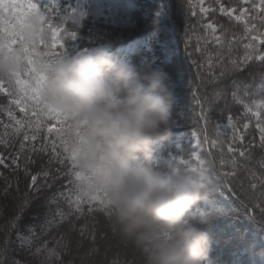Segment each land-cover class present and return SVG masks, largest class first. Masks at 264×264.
I'll list each match as a JSON object with an SVG mask.
<instances>
[{"label":"snow or ice","instance_id":"snow-or-ice-1","mask_svg":"<svg viewBox=\"0 0 264 264\" xmlns=\"http://www.w3.org/2000/svg\"><path fill=\"white\" fill-rule=\"evenodd\" d=\"M56 3L48 0L41 6L39 0H0V50H23L22 66L11 76L0 74V96L6 101L0 103V166L10 172H0V198L12 202L11 216L0 225V264H30V259L39 264H64L62 256L69 251L65 236L50 247L45 238L50 231L67 224L71 232L75 229L73 218L83 217L85 209L89 216L96 212L107 216L102 195L86 189L87 178L74 163L77 148L64 139L65 118L41 104L46 83L44 56H66V41L77 36L66 26L76 19V9L57 19ZM184 10L183 51L189 77L193 67L196 72L195 82L188 79L189 102L175 126L192 127L185 133L191 151L187 158L173 155L170 160L189 171H202L206 153L215 164L211 173L225 193L264 228V71L255 70L264 69V0H187ZM33 12L43 14L49 35L46 40L27 44L20 33ZM218 16L227 18V24L220 23ZM193 36L199 61L193 60V51H189ZM245 72L248 76L241 79ZM221 102L223 107L217 111ZM234 106L242 109L238 115L232 111ZM252 130L258 140L249 138ZM257 148L261 150L259 159L254 156ZM38 159L39 170L34 171ZM21 172L27 181L26 191L16 196L13 193L20 192ZM53 188L56 191L44 200L47 211H36L24 224L32 204ZM79 231L85 236L86 226Z\"/></svg>","mask_w":264,"mask_h":264},{"label":"clouds","instance_id":"clouds-1","mask_svg":"<svg viewBox=\"0 0 264 264\" xmlns=\"http://www.w3.org/2000/svg\"><path fill=\"white\" fill-rule=\"evenodd\" d=\"M20 35L27 44L48 39L43 14L33 12ZM109 47L45 55L41 104L65 118L64 139L77 148L86 189L102 195L109 224L142 264H210L211 238L191 210L209 195L214 161L205 160L202 171L170 159L154 165L158 143L175 127L167 73L143 71ZM22 64L21 48L0 50V74L11 76Z\"/></svg>","mask_w":264,"mask_h":264},{"label":"trees","instance_id":"trees-1","mask_svg":"<svg viewBox=\"0 0 264 264\" xmlns=\"http://www.w3.org/2000/svg\"><path fill=\"white\" fill-rule=\"evenodd\" d=\"M131 1L134 0H106L105 4H101L97 3L98 1L90 2L89 0H86L80 5L83 15H80L78 19L73 20L72 22L68 21L67 27L70 28L69 23H71L78 35L83 36L79 41L80 49L110 44L109 51L117 58L132 63L143 71L148 67L146 63L141 61V55H139L138 52L139 42L143 41L142 35L148 34L151 30V32L159 31L164 34L165 37H169V32H171L172 36H174L175 45L179 53L178 55L175 54L172 58H165L161 61L157 66V70H162L167 73V78L164 82L165 84H168L170 92L175 97L173 117L179 119L180 113L185 110L186 105L189 102L188 94L190 93L191 88L188 86V79L191 78L193 82H195L196 72L195 67H193L191 69V77H189L188 62L183 51V31L186 22L184 7L187 4V0H153L155 5L153 9L151 7V11L149 10L148 16H144L145 13L143 7L142 9L138 8V0L132 2L134 4H131ZM160 4L166 9V13H164L162 17L154 18V14L158 12V7L156 8V6ZM218 18L220 23L227 24V18L219 16ZM197 34L200 35L201 32L198 31ZM195 46V36H193L192 47L189 51H193L192 59L199 61L201 57L198 52L194 51ZM66 48V56L73 55L74 49L73 46L69 44L68 40L66 41ZM255 70L264 71V69ZM247 76L248 73L245 72L240 78L245 79ZM229 91H231V89H229ZM3 102H6L5 98L0 96V103ZM176 107L179 112L175 111ZM222 107L223 103L218 104L216 110L218 111ZM232 111L234 114L238 115L242 109L240 106H234ZM3 118L6 119V117ZM180 126L182 127L180 129L183 131L189 129L186 126ZM251 134H253V130L248 132V136ZM0 151H3V149L0 148ZM5 155H7L6 152ZM254 156L256 159H259L261 156V150L257 148L254 152ZM206 158L211 159V157L208 156H206ZM46 159L47 158L44 157L45 162ZM216 163L218 164V159ZM225 170L231 169L227 168ZM0 172H4L5 175H10L9 170L3 169V166H0ZM22 177L23 173L21 172L19 183L20 192L18 193L20 196L21 186L23 184ZM206 182L210 190L209 197L217 198V206H219L217 208L219 209L217 210L219 214L217 211H212L211 215L217 214V216L221 217V227L217 228L219 235L216 239L210 234L213 227L204 228L211 238V248L208 256L210 264H237V260L240 264H264V228L258 226L244 214V209L241 207L240 202L235 198L229 197L225 193L221 186V182L211 172L209 173ZM63 183L64 181L61 180L60 184L62 185ZM2 185L3 179L0 178V186ZM55 191L56 188H53L44 192L41 199L45 200ZM34 205L36 204H32L25 216L32 214L31 212L34 209ZM8 207V200L0 198V225H3L9 218ZM63 207L66 209L67 206L63 205ZM45 209L47 211V208ZM52 210L55 211V206H53ZM98 216L106 218V216L100 212H96L92 216H89L85 209V215L79 218L81 220L85 218V221H74V230H77V233L75 234L78 235L79 233L80 235L79 229L82 226H86V233L85 236H83V240L95 242V239H92L93 234L91 230H93V226L95 225L93 219L97 220ZM74 219L76 218L74 217L73 220ZM87 219H90L89 224L86 223ZM256 219L259 221L260 217L257 216ZM36 222L39 224L41 221ZM208 224V226H211L212 222H209ZM66 225L67 224H64L52 229L45 237L49 240L50 247L55 246V241L60 238V234L56 235L54 231L60 229V231L64 232L65 230L63 229V226L66 227ZM98 232L97 229L95 237ZM80 238H82L81 235ZM68 241L71 240L68 238ZM13 247L15 248V245H13ZM15 255L16 254L14 253L13 256ZM68 255L69 254L66 253V256ZM64 258L65 255L62 256L63 261ZM33 261L35 264H39L38 260ZM109 263L115 264L113 261Z\"/></svg>","mask_w":264,"mask_h":264},{"label":"rangeland","instance_id":"rangeland-1","mask_svg":"<svg viewBox=\"0 0 264 264\" xmlns=\"http://www.w3.org/2000/svg\"><path fill=\"white\" fill-rule=\"evenodd\" d=\"M91 1H98L97 3L105 4L106 0H91ZM111 1V0H107ZM120 1V0H116ZM139 1V7L142 9L144 8V16H148L149 10L151 11V7L153 9L154 3L153 0H138ZM84 2V0H57L56 7L58 9V17L64 16L67 14L69 9H76V19L79 18V13H82V9L80 8V5ZM132 2H136V0L131 1V4H134ZM39 3L41 6L48 3V0H39ZM158 7V12L154 14V18L162 17L164 13H166V9L162 7V5L156 6ZM74 19V20H76ZM73 21V20H72ZM70 21V22H72ZM56 23H59V20L55 21ZM70 31L76 30L73 28L72 24L69 23ZM67 26V25H66ZM141 30V29H140ZM77 33V32H76ZM200 35H203L201 32ZM83 36L78 35L76 36L75 40H68L69 44L73 46L74 52L73 55L80 51H88L92 48H84L80 49L79 47V41L82 39ZM141 37V35H140ZM143 41L139 42V55H141V61L143 63L147 64V67L145 71H152L157 70L158 64H160L161 61H163L165 58H172L173 56L178 55V50L175 45L174 36H172L171 32H169V37H165L164 34H162L159 31H149L148 34L142 35ZM78 47V48H77ZM96 47V46H95ZM94 48V47H93ZM140 60V59H139ZM168 91L170 92L168 84H166ZM222 104V102L220 103ZM179 106V105H178ZM176 112H179L178 108H175ZM175 121L178 122L179 119L174 118ZM185 127L184 125H182ZM180 128H182L180 125L175 126L173 129V133L170 137H168L163 142L158 143L157 145V151L154 158V165L160 166L162 165L165 160H169L171 156L173 155H184V158H187L188 154H190L191 146L187 143L185 140V133L191 132L190 126H188L189 129L187 131H183ZM2 131V129H0ZM252 136H256V139H258V135L253 130V134L249 135V138ZM184 149L183 153H180L181 149ZM207 154L204 153L203 158L207 160L206 158ZM39 159L37 165L33 166V170H39ZM23 184L21 186V196L26 191V183L27 181L22 177ZM16 196L18 193H13ZM8 217L12 214V202L9 199L8 200ZM34 209L31 212V215L24 216V224H27L30 222V218L33 216V214L36 211H39L41 213L46 211V207L44 205V200L40 199L37 202H34ZM217 202V198H210L209 195L206 199L200 201L196 205L193 206V209L191 210V214L195 218V222L198 223L200 227L204 228H210L213 227L212 232L210 234L213 238H217L219 233L217 232V228L221 227L220 223V216L211 215L212 211H217L219 206ZM218 213V211H217ZM219 214V213H218ZM211 215V216H210ZM42 219V218H41ZM74 221H85V218L83 220L81 219H74ZM95 225L93 226V230H91L92 234L93 231L96 234L97 229L98 233L95 237V242H88L84 241L83 237L80 238V235H76L77 230H72L69 232V226L66 225V227L63 226L64 232L60 231V229L55 230L54 232L56 235L65 236V242L68 244V247H70L69 251L66 252L69 255L64 258V264H113L109 263L113 261L115 264H142V257L139 253V251L130 243H125L120 240V238L116 235L115 231L113 230L112 226L108 224V220L105 217L98 216L97 220L93 219ZM90 219L86 220V223L89 224ZM209 222H212L211 226H208ZM35 223L38 224V222L35 221ZM41 223V222H40ZM208 224V225H207ZM101 229V230H99ZM68 238L71 241H68ZM0 239H2V233H0ZM48 240V239H47ZM49 241V240H48ZM68 241V242H67ZM18 243V242H17ZM92 249H95L93 252ZM70 252V253H69ZM15 251L13 252L14 255ZM16 254V253H15ZM30 264H35L33 260L30 259ZM237 264H240V262L237 260ZM247 264V263H246Z\"/></svg>","mask_w":264,"mask_h":264}]
</instances>
